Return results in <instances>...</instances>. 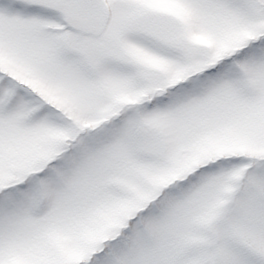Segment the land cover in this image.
<instances>
[{
  "label": "snow or ice",
  "instance_id": "snow-or-ice-1",
  "mask_svg": "<svg viewBox=\"0 0 264 264\" xmlns=\"http://www.w3.org/2000/svg\"><path fill=\"white\" fill-rule=\"evenodd\" d=\"M0 264H264V0H0Z\"/></svg>",
  "mask_w": 264,
  "mask_h": 264
}]
</instances>
